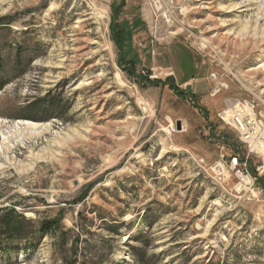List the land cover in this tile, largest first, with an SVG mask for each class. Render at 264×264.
<instances>
[{"label":"rangeland","instance_id":"rangeland-1","mask_svg":"<svg viewBox=\"0 0 264 264\" xmlns=\"http://www.w3.org/2000/svg\"><path fill=\"white\" fill-rule=\"evenodd\" d=\"M0 76V215L59 219L0 264H264V157L218 117L264 119V0H0Z\"/></svg>","mask_w":264,"mask_h":264},{"label":"trees","instance_id":"trees-1","mask_svg":"<svg viewBox=\"0 0 264 264\" xmlns=\"http://www.w3.org/2000/svg\"><path fill=\"white\" fill-rule=\"evenodd\" d=\"M117 34L115 33L113 37H117ZM19 63L20 57L18 55L13 69H16ZM22 73V71H19V73H16V76ZM8 81V79H3L0 76V91ZM50 108H57L56 101H50L49 109ZM58 220V218H53L52 220L42 221L39 225V229L34 231L33 223L29 219H26L22 214L17 213L13 208L2 210L0 215V248L5 245H7L6 248H9L13 244L24 243L27 240L29 241L36 232L39 235H45L58 226ZM137 241V244L129 246L136 264H151L162 259L161 255H147L145 246L150 242L147 236H144Z\"/></svg>","mask_w":264,"mask_h":264},{"label":"built area","instance_id":"built-area-1","mask_svg":"<svg viewBox=\"0 0 264 264\" xmlns=\"http://www.w3.org/2000/svg\"><path fill=\"white\" fill-rule=\"evenodd\" d=\"M212 79H217L216 74H211ZM222 84L217 82L216 86L214 87V92L213 95L216 94L221 88ZM229 100L230 104L236 101V105H240L239 107H234L233 109L231 106L229 107V103L225 101V110H222L221 112L218 113V117L225 122L227 125L230 127L232 126L236 133H237V138L240 140L244 145H246V151L247 154H253L256 153L258 155H263L257 148L260 149L261 144L264 145V133H260L262 129H264V119H258L255 110L253 107L245 102V104L241 103L240 100L238 99H227ZM244 107H248V109H244ZM235 117L234 119H237V117H240L242 120H246L249 123H253L254 125L257 126L258 132L252 130L248 132L247 130L245 131V128L243 126H236L232 122L229 123L230 118ZM252 139V140H249ZM244 167L245 164L242 165V161L239 158L238 155L232 154L228 158V161H224L223 158L215 164L214 169L219 171V173L223 172H235L236 176L239 179H242L244 175Z\"/></svg>","mask_w":264,"mask_h":264},{"label":"bare ground","instance_id":"bare-ground-1","mask_svg":"<svg viewBox=\"0 0 264 264\" xmlns=\"http://www.w3.org/2000/svg\"><path fill=\"white\" fill-rule=\"evenodd\" d=\"M155 6L158 8V7H160V5L158 4V2H156L155 1ZM234 7V6H233ZM233 11H235L236 10V8H233L232 9ZM228 102V101H227ZM229 103V107L231 106V108L233 109L234 107H239L240 105H236V101L235 102H233V103H231L230 104V102H228ZM248 109V107H244V109ZM235 117H232V118H230V120H229V123H233L234 125H236V126H238V125H240V126H243L244 128H245V131L247 130L248 132H250V131H252V130H254V131H256V132H258V129H257V126L256 125H254L253 123H249L248 121H246V120H242L240 117H237V119H234ZM27 125L28 126H30V127H32V126H35L34 124H31V123H28L27 122ZM261 134L262 133H264V129H262V131L260 132ZM0 135L2 136L3 134L1 133V131H0ZM249 140H252V139H249ZM258 147H260V149L259 148H257L262 154H264V145L263 144H261L260 146H258ZM245 177H242V181H244L243 179H244ZM246 179V178H245Z\"/></svg>","mask_w":264,"mask_h":264},{"label":"water","instance_id":"water-1","mask_svg":"<svg viewBox=\"0 0 264 264\" xmlns=\"http://www.w3.org/2000/svg\"><path fill=\"white\" fill-rule=\"evenodd\" d=\"M178 124V123H177Z\"/></svg>","mask_w":264,"mask_h":264}]
</instances>
